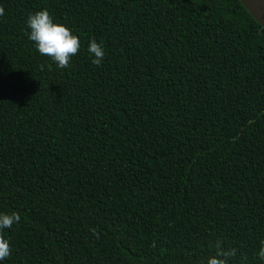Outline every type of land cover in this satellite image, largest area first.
Listing matches in <instances>:
<instances>
[{"label":"trees","instance_id":"trees-1","mask_svg":"<svg viewBox=\"0 0 264 264\" xmlns=\"http://www.w3.org/2000/svg\"><path fill=\"white\" fill-rule=\"evenodd\" d=\"M0 7V264H207L217 241L264 264V28L239 0ZM43 9L80 40L67 68L28 38Z\"/></svg>","mask_w":264,"mask_h":264},{"label":"clouds","instance_id":"clouds-1","mask_svg":"<svg viewBox=\"0 0 264 264\" xmlns=\"http://www.w3.org/2000/svg\"><path fill=\"white\" fill-rule=\"evenodd\" d=\"M2 15H4V9L0 7V16ZM26 23L28 38L34 42L38 52L50 57L59 68H67L71 58L79 51V38L65 25L54 23L53 17L46 9L30 14ZM87 50L93 56L92 63L99 66L105 56L102 44L97 43L93 38L89 41ZM19 221L20 215L17 212L0 213V260L6 259L11 254L10 242L5 238L4 230L10 229ZM213 247L214 255L207 259V264H229L230 259L237 252L235 248L225 249L219 241ZM258 255L264 260V244Z\"/></svg>","mask_w":264,"mask_h":264},{"label":"water","instance_id":"water-1","mask_svg":"<svg viewBox=\"0 0 264 264\" xmlns=\"http://www.w3.org/2000/svg\"><path fill=\"white\" fill-rule=\"evenodd\" d=\"M248 13L264 28V0H239Z\"/></svg>","mask_w":264,"mask_h":264}]
</instances>
